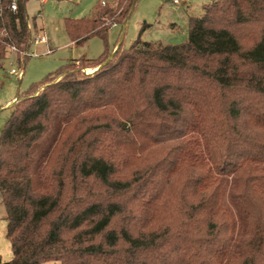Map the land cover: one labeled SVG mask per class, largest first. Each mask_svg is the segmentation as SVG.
I'll return each instance as SVG.
<instances>
[{"label":"trees","instance_id":"16d2710c","mask_svg":"<svg viewBox=\"0 0 264 264\" xmlns=\"http://www.w3.org/2000/svg\"><path fill=\"white\" fill-rule=\"evenodd\" d=\"M136 1L66 34L105 40ZM27 2L0 0V61L28 48ZM78 63L17 98L1 132L0 264H264V0L212 1L182 44Z\"/></svg>","mask_w":264,"mask_h":264},{"label":"rangeland","instance_id":"374dc122","mask_svg":"<svg viewBox=\"0 0 264 264\" xmlns=\"http://www.w3.org/2000/svg\"><path fill=\"white\" fill-rule=\"evenodd\" d=\"M102 0H28L26 13L27 25L30 26L28 48L22 53L10 52L5 60L0 61V136L11 116L12 104L40 83L46 76L56 72L73 59L85 58L87 61L98 59L105 51L114 53L119 44L127 49L140 38L143 42L178 45L186 42L190 18H198L205 4L215 0H137L133 11L124 27L112 26L105 40L98 37L88 39L82 45L70 41L64 27V20H78L91 16L97 4ZM113 4L114 0H103ZM44 34L47 44H34L32 39ZM47 48L52 51L47 53ZM17 50V49H16ZM85 67V64H83ZM87 65V64H86ZM75 69L81 67L74 63ZM22 72L21 78L9 76L10 70ZM85 76L92 75L95 68H80ZM38 91L35 92L36 95ZM162 155L152 152L145 160L138 163L146 169ZM225 203L236 216V210L228 200ZM237 220V219H236ZM5 209L0 200V258L3 262L12 259L11 246L6 238ZM43 264H59L48 262Z\"/></svg>","mask_w":264,"mask_h":264},{"label":"built area","instance_id":"2783aa9c","mask_svg":"<svg viewBox=\"0 0 264 264\" xmlns=\"http://www.w3.org/2000/svg\"><path fill=\"white\" fill-rule=\"evenodd\" d=\"M172 3H174V4H178V0H170ZM101 3V5L102 6H104L106 3H105V1H101L100 2ZM10 9H11V11L12 12H16V10H17V5H16V0H11V6H10ZM28 26V29H30V26L29 25H27ZM30 39V38H29ZM32 42L36 45V44H47V39H46V37H45V35L44 34H41V35H39V36H36L35 38H33L32 39ZM9 50H10V52H14V53H16V52H18L17 50H16V48H14V47H10L9 48ZM52 50L50 49V48H47V53H50ZM8 75L9 76H15V77H17V78H21V76H22V72L21 71H19V70H16V69H12V70H10L9 71V73H8Z\"/></svg>","mask_w":264,"mask_h":264},{"label":"crops","instance_id":"0c3cea01","mask_svg":"<svg viewBox=\"0 0 264 264\" xmlns=\"http://www.w3.org/2000/svg\"><path fill=\"white\" fill-rule=\"evenodd\" d=\"M79 60V59H78ZM78 60L77 59H73V60H71V62H73V63H78ZM86 63H89V62H86Z\"/></svg>","mask_w":264,"mask_h":264},{"label":"water","instance_id":"95a60500","mask_svg":"<svg viewBox=\"0 0 264 264\" xmlns=\"http://www.w3.org/2000/svg\"><path fill=\"white\" fill-rule=\"evenodd\" d=\"M15 102H16V101H15ZM15 102H14V103H15Z\"/></svg>","mask_w":264,"mask_h":264}]
</instances>
